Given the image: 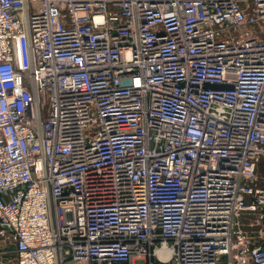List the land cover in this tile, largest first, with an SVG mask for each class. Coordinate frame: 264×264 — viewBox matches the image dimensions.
Returning <instances> with one entry per match:
<instances>
[{
  "label": "built area",
  "instance_id": "obj_1",
  "mask_svg": "<svg viewBox=\"0 0 264 264\" xmlns=\"http://www.w3.org/2000/svg\"><path fill=\"white\" fill-rule=\"evenodd\" d=\"M264 264V0H0V264Z\"/></svg>",
  "mask_w": 264,
  "mask_h": 264
},
{
  "label": "rangeland",
  "instance_id": "obj_2",
  "mask_svg": "<svg viewBox=\"0 0 264 264\" xmlns=\"http://www.w3.org/2000/svg\"><path fill=\"white\" fill-rule=\"evenodd\" d=\"M6 251H7V257H6V261H7V264H10L8 263L12 258H11V251H12V246L11 245H8L6 247Z\"/></svg>",
  "mask_w": 264,
  "mask_h": 264
},
{
  "label": "crops",
  "instance_id": "obj_3",
  "mask_svg": "<svg viewBox=\"0 0 264 264\" xmlns=\"http://www.w3.org/2000/svg\"><path fill=\"white\" fill-rule=\"evenodd\" d=\"M5 264H7V262Z\"/></svg>",
  "mask_w": 264,
  "mask_h": 264
}]
</instances>
